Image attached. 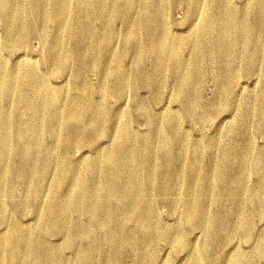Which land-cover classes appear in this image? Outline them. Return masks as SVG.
<instances>
[{"label":"bare ground","instance_id":"1","mask_svg":"<svg viewBox=\"0 0 264 264\" xmlns=\"http://www.w3.org/2000/svg\"><path fill=\"white\" fill-rule=\"evenodd\" d=\"M69 1L0 0L4 47L7 50L24 48L30 37H36L52 53L43 61L49 69L46 75L40 74L34 63L18 67L0 59V200L6 195L10 202L20 204L23 199L32 205L38 217L34 230H25L16 223L10 227V216L0 203V264H98L91 251L99 248L101 240L127 242L121 238L118 220L123 225L130 222L137 225L135 236L140 243V262H147L151 241L157 239L184 251L188 257L186 264H203L218 235L214 230L218 219L204 206L211 203V197L218 198L213 182L215 177L223 180L231 151L223 153L222 164L216 171L211 165L199 162V147L193 145L187 153L188 140L174 116L169 113L159 121L152 118L147 101L141 113L156 131L159 147L156 153L146 138L132 131L122 98L131 84L146 82L153 89L152 104L159 96L163 76L170 72L175 78V102L185 112H196L195 99L206 73L204 62L215 64L219 89L229 90L240 62L238 46H243L251 63L255 61L254 44L258 34L247 24L246 13L257 15L260 18L257 28L264 30V0H250L248 10L240 15L224 8L219 0L214 1L210 5L211 19L203 16V0H187L191 9H197L199 24L191 27L184 37L171 32L164 22L168 0H153V11L145 15L144 10L127 0H79L74 25L67 23ZM24 2L28 4L26 20L21 15ZM143 17H146L144 22ZM96 19L100 21L99 27L92 24ZM49 20L56 29L47 38ZM117 20L124 24L120 51L115 48ZM142 29L150 49L156 51L151 71L147 73L139 57L138 34ZM65 31L74 39L71 47L63 37ZM127 56L132 61L130 67L124 64ZM88 71L103 81L110 78V92L116 103L110 113L97 104L98 99L85 80ZM64 74L72 80V92L49 81L48 75ZM46 134L54 140L53 147L44 141ZM245 143L249 148L250 142ZM75 145L90 149L92 160L85 162L82 169L70 157ZM50 152L54 153L53 158L49 157ZM183 155H188V159L171 170L169 162L178 161ZM251 160L256 169L261 167L260 154ZM240 164H244L242 157ZM159 174L171 184H161ZM186 174L188 183L184 182ZM17 183L23 186L21 199L15 195ZM175 186L185 192L179 198L183 221L165 232L152 206L158 197L176 195ZM262 192L264 177L254 200ZM172 201L176 203L174 198ZM193 225L204 232L200 246L185 242L186 230ZM239 228L243 238L249 239L250 224L240 221ZM49 235L63 239L65 247L75 254L74 262L65 260L48 242ZM106 258V264H119L115 254L109 253ZM232 264H243L242 255H237Z\"/></svg>","mask_w":264,"mask_h":264},{"label":"rangeland","instance_id":"2","mask_svg":"<svg viewBox=\"0 0 264 264\" xmlns=\"http://www.w3.org/2000/svg\"><path fill=\"white\" fill-rule=\"evenodd\" d=\"M78 1L70 0L67 6V23L69 24L74 25L76 22ZM127 1L141 11L144 10V15L152 12L154 8L153 0ZM203 1L205 2L203 16L211 19L212 11L210 5L217 0ZM219 1L224 8L233 11L237 15L243 12L246 13L250 3V0ZM27 10L28 4L24 2L21 7V15L25 20ZM50 12L51 7L49 5L47 13L49 14ZM197 16V9H191L187 0H168L167 15L164 22L171 32L184 37L191 27L196 28L199 24ZM145 19L146 17H143L142 22ZM246 21L252 28V32L258 34L254 44L255 61L251 63V57L243 46L240 45V48L238 46L240 62H238L236 69V78L230 89L224 91L219 89L220 78L215 64L204 62L206 73L201 82L200 93L195 99L198 103L196 112H185L175 102L176 84L175 78L170 72H166L163 76V83L158 90L159 96L152 104L150 102L153 89L146 82H134L126 89L122 98L124 112L128 113L131 118L132 131L136 135L146 138L153 145L156 153L159 152L156 131L141 113L142 106L147 101L149 102L147 107L151 106L150 113L152 118L159 121L164 119L169 113L174 116L181 129L180 131L188 140L186 141L187 153L193 145L199 147V153L197 154L199 162L211 165L216 171L222 164L223 153L227 150L231 151L230 164L224 169L223 180L221 181V179L215 177L216 180L213 182V189H215L214 192L218 195V198L214 199L211 197V203L204 206L209 214L218 219L214 228L218 235L217 239L211 243L209 253L203 258V264H232L235 257L240 254L243 257V264H264V252H262V242L264 241V192L258 196L257 200H254L260 190L262 177H264V122H262V114H264V30L257 28L260 22V18L257 15L246 13ZM92 24L95 27H99L100 21L96 19ZM46 26L47 38H49L56 27L54 22L50 20L46 22ZM115 26L118 33L115 48L120 51L123 45L124 24L121 20H117ZM4 32V24L0 21V59L10 65H18V67L23 64L34 63L39 67L40 74L46 75L49 73V69L43 64L44 59H48L52 55L48 45H44L36 37H30L24 48L16 47L7 50L4 47ZM63 37L68 41L70 47L74 44V39L68 31L63 33ZM138 39L141 43L139 56L141 67L147 73L151 71L156 51L150 49L149 41L143 29L139 31ZM186 53L185 49L182 54L185 55ZM102 54L104 55L103 52ZM124 64H130L129 67L131 66L132 61L130 63L129 56L124 60ZM70 65L74 68V63ZM48 76L52 85L66 87V90L73 91L71 90L72 80L68 79L69 76L65 74ZM85 80L97 97V104L105 108L106 113H110L116 105L115 98L110 92V78H106L103 81V78L101 79L96 73L88 71L85 74ZM43 139L48 145L53 147L54 140L47 134L43 136ZM246 140L250 142L249 148L245 143ZM102 145H104V141ZM104 146L106 147V145ZM257 153L260 154L261 167L256 169L251 158ZM251 154L253 155L251 156ZM53 156L54 153L50 152L49 157L53 158ZM70 157L75 162H78L76 165L80 169L84 168L85 162L92 160L90 149L85 145L73 146L70 151ZM241 157L244 159V166L240 164ZM187 159L188 155H183L178 161L172 159L169 162L170 169L175 170L180 166L179 164H182ZM240 173H243L244 176H238L242 175ZM157 177L161 184H171L165 176L159 174ZM187 181L188 174L185 175L184 182ZM174 191L176 195H169L170 197L161 199L158 197L152 206L154 216L165 232H170L173 226L183 221L180 216L181 200L179 198L185 192L184 189L176 186ZM15 195L17 199L23 197L22 183L16 184ZM173 198L176 203H171L174 202L172 201ZM0 203L5 206L10 216V227L16 223L18 227L25 230L35 229L38 217L36 210L31 204L24 203L23 199L20 200V204L18 202L12 203L6 195L2 196ZM114 203L117 206V202L115 201ZM173 207H176L177 210L173 209ZM240 221H246L250 224L251 233L249 239L243 238L242 235L244 233L239 230ZM116 223L120 224L122 228L121 238L126 239L127 242L120 240L108 243L105 240H101L99 248L91 251L98 264H106V256L109 253L117 256L119 264L187 263L188 257L184 251L176 250L166 242L157 239L151 241L147 262H140L138 259L140 243L136 241L137 238L135 236L138 235L137 225L133 222L123 225L121 220ZM186 231L185 242H192L196 246H200L204 240L203 230L198 225H193V227L187 228ZM48 242L60 251L65 260L74 262L75 254L73 250L65 247V243L60 236L49 235Z\"/></svg>","mask_w":264,"mask_h":264}]
</instances>
